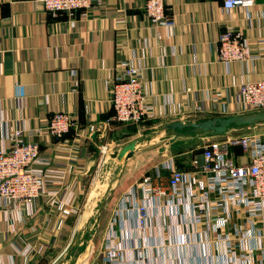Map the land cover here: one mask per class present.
I'll return each instance as SVG.
<instances>
[{
	"label": "crops",
	"instance_id": "crops-1",
	"mask_svg": "<svg viewBox=\"0 0 264 264\" xmlns=\"http://www.w3.org/2000/svg\"><path fill=\"white\" fill-rule=\"evenodd\" d=\"M145 1L103 0L86 15L78 10L73 16H53L33 0H0V145L8 147V133L22 130L51 160L44 194L23 222L15 220V230L0 198V264H43L70 246L82 226L76 215L98 201L96 211L105 202L110 218L123 194L167 157L162 152L160 160L147 164L151 159L145 161L137 143L126 161H108L99 154L101 139L107 148L116 144L119 150L134 137L132 125L159 121L163 127L196 121V115H203L202 120L227 117L217 108L224 101L232 106L234 86L264 79V0L229 10L224 0H164L176 26L170 37L160 30L161 38L145 15ZM228 27L250 44L246 59L232 62L226 71L218 58V37ZM131 58L141 69L153 112L139 124L113 118L108 91L121 61ZM203 99L206 110L193 113ZM59 110L70 113L74 122L62 139L47 130L50 115ZM94 132L96 138L91 137ZM165 139L170 149L174 139ZM183 142L190 141L174 145ZM195 149L168 156L188 170L192 159L200 158ZM67 189L79 211L63 218L49 205L47 193L55 191L60 200ZM188 261L197 264L198 259Z\"/></svg>",
	"mask_w": 264,
	"mask_h": 264
},
{
	"label": "built area",
	"instance_id": "built-area-1",
	"mask_svg": "<svg viewBox=\"0 0 264 264\" xmlns=\"http://www.w3.org/2000/svg\"><path fill=\"white\" fill-rule=\"evenodd\" d=\"M33 1L50 15L73 16L78 10L86 15L103 0ZM252 5L253 0L223 2L227 10ZM166 10L164 0L145 1V15L159 30L158 38L160 30L169 37L174 33L175 21ZM249 44L248 37L232 28L220 33L218 58L226 71L232 62L246 59ZM108 89L117 122L138 124L153 116L142 87L141 69L133 58L121 61ZM205 104L204 99L198 102L193 113L204 112ZM261 110L264 79L234 86L232 106L224 101L217 108L224 116ZM73 124L70 113L59 110L50 115L47 130L62 139ZM7 137L9 146L0 145V198L13 219L11 230H15V220L23 222L33 212L35 200L44 194L51 160L37 142L25 139L22 130H13ZM228 143L239 151H229ZM99 151L105 154L108 148L101 145ZM191 167L180 169L167 156L152 174L131 186L108 219L98 253L86 263L192 264L188 260L197 258V264H264V132L204 145ZM47 194L49 205L57 207L61 217L78 213L69 189L60 200L55 191Z\"/></svg>",
	"mask_w": 264,
	"mask_h": 264
},
{
	"label": "rangeland",
	"instance_id": "rangeland-1",
	"mask_svg": "<svg viewBox=\"0 0 264 264\" xmlns=\"http://www.w3.org/2000/svg\"><path fill=\"white\" fill-rule=\"evenodd\" d=\"M203 115H196L194 118L196 121L202 120ZM139 124V123H138ZM162 127L161 122H153L149 121L139 124L138 126L132 125L131 131L133 133V139H136L140 136L145 137L148 136L150 141H139L137 142L139 148L141 149L143 156L145 157V161L149 160L147 164H151L153 161H158L161 159L162 152L166 153L168 156L170 153L169 149V142L166 137L161 136L160 138H152L151 139V131L155 128ZM261 133L264 132V123H258L256 125H248V126H231L229 127L228 131L222 134H210V133H200L197 135H191L188 138L185 137H178L174 138L173 142L176 141H192L193 137H200L201 144L197 146L194 150V153H198L201 151L202 146L207 145L211 142H225L232 138H237L245 134L250 133ZM198 139V138H196ZM173 143V145H174ZM113 150V151H112ZM228 150L229 151H239L237 146H233L228 143ZM110 151H118V147L116 144H112L108 147V152L105 154L99 153L106 157L108 161H117L118 158H114L111 160ZM158 151V152H157ZM153 152V153H152ZM155 152V154H154ZM191 157V155L189 156ZM188 157V158H189ZM119 161V160H118ZM121 161V160H120ZM117 169V168H116ZM107 202V201H106ZM100 202H95L94 207L89 208L87 211H83L79 215H76L78 222L81 223V228L76 231L73 235L72 243L66 249H61L58 254L46 258L43 264H87L90 263L89 261L92 260L94 255L98 253L102 236L105 232L106 223L109 219L108 216V205L107 203L103 202V208L100 211H96V208H99ZM87 262V263H86Z\"/></svg>",
	"mask_w": 264,
	"mask_h": 264
},
{
	"label": "water",
	"instance_id": "water-1",
	"mask_svg": "<svg viewBox=\"0 0 264 264\" xmlns=\"http://www.w3.org/2000/svg\"><path fill=\"white\" fill-rule=\"evenodd\" d=\"M258 123H264V110L255 111L250 113H243L238 115H231L227 117H211L207 119H203L200 121H190V122H182L176 121L170 124L164 125L162 128L158 129L156 132L151 134L152 138L157 137H170L171 140L177 137H185L188 138L191 135H197L200 133H210V134H222L228 131L229 127L235 126H248L254 125ZM97 133L92 134V138H96ZM139 141H150L148 136L141 137L138 139H133L122 146L118 151H114L110 153V156L113 158L122 159L126 161L129 157H131L134 153L135 146ZM104 140L101 139V145H103ZM201 144V139L198 138L196 140L190 142H183L179 144L172 145L170 147L171 153H176L182 151L184 149L190 148L192 146H197ZM124 165H122L119 174L123 172Z\"/></svg>",
	"mask_w": 264,
	"mask_h": 264
}]
</instances>
